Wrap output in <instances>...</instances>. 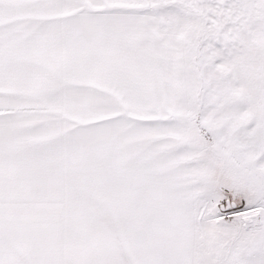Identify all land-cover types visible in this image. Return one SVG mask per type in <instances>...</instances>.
<instances>
[{
	"label": "snow or ice",
	"instance_id": "snow-or-ice-1",
	"mask_svg": "<svg viewBox=\"0 0 264 264\" xmlns=\"http://www.w3.org/2000/svg\"><path fill=\"white\" fill-rule=\"evenodd\" d=\"M0 264H264V0H0Z\"/></svg>",
	"mask_w": 264,
	"mask_h": 264
}]
</instances>
